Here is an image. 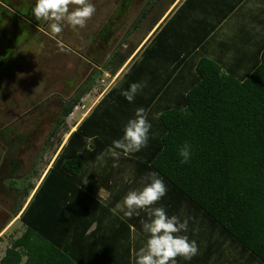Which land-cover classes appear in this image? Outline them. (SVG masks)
I'll list each match as a JSON object with an SVG mask.
<instances>
[{"label":"trees","instance_id":"trees-1","mask_svg":"<svg viewBox=\"0 0 264 264\" xmlns=\"http://www.w3.org/2000/svg\"><path fill=\"white\" fill-rule=\"evenodd\" d=\"M156 1L145 2L133 27ZM125 40L101 64L110 74L135 46H121ZM144 69L141 62L131 61L68 133L19 212L24 229L4 248L0 264H132L131 221L111 211L129 181L100 199L95 194L98 183L82 188L80 180L84 165L122 138L135 105L147 107L151 129L147 147L120 158L132 169V179L156 172L168 189L159 201L167 214L184 203L264 264V40L241 74L201 56L185 87L174 95L167 98L168 87L147 85L129 103L120 93L139 83ZM86 88L62 104L60 118L43 143ZM185 108L187 114L181 112ZM186 142L192 155L189 163L181 164L179 150ZM11 158L9 175L16 168Z\"/></svg>","mask_w":264,"mask_h":264},{"label":"crops","instance_id":"crops-1","mask_svg":"<svg viewBox=\"0 0 264 264\" xmlns=\"http://www.w3.org/2000/svg\"><path fill=\"white\" fill-rule=\"evenodd\" d=\"M163 8L161 12L154 15L155 17L144 35L136 40L132 52L126 57L127 59L129 57V62L126 63L127 60H124L116 71L119 70L121 75L131 61L141 62L142 65L144 64L145 69L139 75V83L146 82L148 86L152 87H168L170 93L167 98L185 87L186 81L191 77L190 72H192L193 66L199 57L213 58L224 69H231L241 74L247 70L251 56L254 55V52L264 40V0H169ZM144 46L146 47V52L142 54L141 50ZM116 71L112 74V80L119 73H116ZM118 77L96 96L94 95L88 105L81 101L84 98V93L79 97L80 100L73 105L71 111L67 114L71 118V124L66 131H63L64 135L60 138L59 143L56 144L53 157L60 145L65 141L68 133L75 128L78 122ZM138 108L147 109V107L135 105L131 106L130 110L133 111ZM134 117L135 115L127 117L126 122ZM107 149H103L96 155L94 160L84 165L80 183L82 188L90 186V189L98 183L95 194L100 199H106L109 197L110 191L129 181L127 189L113 206L115 208L119 200L127 195L129 191L142 190L146 182H142L145 176L134 180L131 173L123 178L121 171L124 167L127 169L130 166L128 167L127 164L120 162L119 167H112L114 162H107L113 160L109 155L105 154ZM101 156L104 157V161L97 162ZM51 160L45 162L42 171L35 178V183L30 186V189L24 195L25 203L18 213L14 212L11 221L3 225L2 229H0V234L9 228L14 219H18L19 212L39 183L46 168L51 164ZM181 205L186 207L184 203ZM151 207H163V204L152 205ZM180 208L181 206L168 211V215H176L180 219L188 218V225L191 224L189 216L183 215L179 211L181 210ZM117 213L124 219L131 221L128 225V236L132 247V264H135L136 253L146 244L148 239V234L143 231L142 225L143 219L144 221L149 219L147 212L140 210L139 216L134 215L131 218L125 217L122 212L117 211ZM92 226L93 223L89 228ZM209 226L210 228L216 227L215 225ZM190 232L191 230L188 228L186 233L182 232L180 234L187 235L189 241L198 238L199 235H194ZM19 233L9 234L8 242L4 244L0 256L4 248L9 245L10 240ZM193 237L195 238L193 239ZM216 238L219 241L224 239L222 235H217ZM216 238L206 241L203 246H199L196 242L199 252L192 260L189 261L183 259V257H177V261L186 262L187 264H233L227 257L228 255L224 257L221 255L220 250L217 249L219 241ZM231 243L234 242L231 241ZM214 248L218 251L210 255L209 252L214 251ZM246 258H244V261L246 260L248 263L255 259L248 254ZM257 264L259 263L257 262Z\"/></svg>","mask_w":264,"mask_h":264},{"label":"rangeland","instance_id":"rangeland-1","mask_svg":"<svg viewBox=\"0 0 264 264\" xmlns=\"http://www.w3.org/2000/svg\"><path fill=\"white\" fill-rule=\"evenodd\" d=\"M146 1L131 0L129 7H125L121 12L120 21L118 19V24L113 27L108 37L104 52L106 56L124 37L126 40L121 46L133 45L139 37L144 35L154 15L161 12L169 0L156 1L149 12H146L133 27L136 13L142 9ZM114 2L115 0H106L103 9L109 11L114 6ZM95 26L94 23H90L83 29L88 31ZM69 29L73 31L71 27ZM33 41L34 39L30 38L21 44L18 43L16 46L19 47L20 55L16 58L17 65L11 64V67L5 71L0 69V229L5 223L11 221L14 212L18 213L25 203V193L35 183V178L42 171L45 162L51 160L58 139L62 138L63 131L71 124V118L66 115L51 138L43 143L52 125L60 118L62 104L67 102L72 94L88 87L86 93L83 92L84 98L81 100L88 105L94 95L96 96L120 75V71L116 69V73H119L112 80V74L115 71L110 74L104 68L86 69L79 57L66 55L62 49L58 50L57 55H52L49 50H42L43 55L39 54V58V55L35 56L29 48H26L29 53L24 49V46ZM77 45L85 48L87 45L85 38H80ZM129 60V57L126 58V63ZM34 61L35 64L27 65L28 62ZM51 65L53 69L48 67ZM11 155L16 161L14 165L16 168L12 171L14 173L9 175L6 166L8 161L12 160ZM103 161L104 157L101 156L97 162ZM120 162L126 164L125 160H119ZM131 170L130 167L127 169L124 167L121 171L122 177L129 175ZM14 187L19 188L14 190ZM15 192L17 196H14ZM123 198L118 203H122ZM160 204L158 201L154 205ZM179 206H181L179 211L183 215H188L191 220V224L188 225L190 233L199 235L198 238L193 237L199 246H203L206 241L216 238L217 235L221 236L218 227L210 228L209 224L201 221V215L198 212H193L191 208H186L184 205ZM23 227L19 219H14L9 228L0 234V253L4 244L8 242L9 234L19 233ZM216 240L219 241L217 238ZM217 249L224 257L228 255L233 264H257L258 262L257 259L252 262L248 260L249 263L244 261V258L247 259L246 255L250 253L240 249L239 245L231 243L226 238L219 241ZM217 249L214 248V251L209 254L213 255L215 251H218Z\"/></svg>","mask_w":264,"mask_h":264},{"label":"clouds","instance_id":"clouds-1","mask_svg":"<svg viewBox=\"0 0 264 264\" xmlns=\"http://www.w3.org/2000/svg\"><path fill=\"white\" fill-rule=\"evenodd\" d=\"M95 12L96 8L90 0H35L32 8L35 19L47 23L50 30L48 34L53 38L62 33L66 26L73 30L84 28ZM221 73L226 75L223 69ZM146 86V82L132 83L129 89L120 94L131 103ZM181 112L187 114V109H181ZM150 129L147 111L138 108L135 117L125 125L122 138L114 140L105 153L113 159L112 167H119L122 155L127 157L147 147ZM191 155V145L186 142L179 150L182 158L180 163H189ZM142 182H146L142 190L129 191L122 203H117L111 210L114 215L119 211L128 218L139 216L140 210L147 212L149 219L142 221V225L148 239L136 253L135 264H176L177 257L192 260L198 255V245L195 240L189 241L187 235L180 234L188 231V218L181 222L176 215L169 216L163 207H151L168 191L163 179L156 172L146 174Z\"/></svg>","mask_w":264,"mask_h":264},{"label":"flooded vegetation","instance_id":"flooded-vegetation-1","mask_svg":"<svg viewBox=\"0 0 264 264\" xmlns=\"http://www.w3.org/2000/svg\"><path fill=\"white\" fill-rule=\"evenodd\" d=\"M130 1L115 0L114 6L107 11L103 9L106 0H90L95 6L96 12L86 25L94 23L96 26L88 31L83 28L72 31L66 26L62 33L53 38L48 34L50 30L47 23L37 21L32 14L35 0H0V69L5 71L11 67V64L17 65L16 58L20 52L16 45L30 38H33L34 41L24 46V49L27 51L26 48H29L35 56L43 55L42 50H49L52 55H57L58 50L62 49L66 55L79 57L81 64L86 69H100L102 61L104 63L107 57L104 52L108 37L113 27L120 21L121 12L125 7H129ZM82 37L87 43L85 48L77 45L78 40ZM65 38L66 40H63ZM41 44H43V48H41ZM33 64L35 61L27 63V65ZM48 67L53 69L52 65ZM16 188L14 187V190ZM14 196H17L16 192Z\"/></svg>","mask_w":264,"mask_h":264}]
</instances>
